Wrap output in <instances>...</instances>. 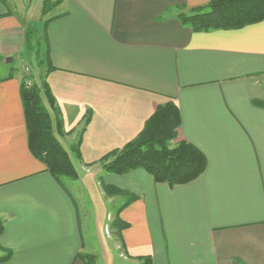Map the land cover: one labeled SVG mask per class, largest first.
Here are the masks:
<instances>
[{"label":"crops","instance_id":"1","mask_svg":"<svg viewBox=\"0 0 264 264\" xmlns=\"http://www.w3.org/2000/svg\"><path fill=\"white\" fill-rule=\"evenodd\" d=\"M210 2L0 0V264H264V20L206 32L179 21ZM35 58L52 68L70 185L29 149L21 83ZM170 102L173 146L197 148L206 171L173 188L142 169L106 172Z\"/></svg>","mask_w":264,"mask_h":264},{"label":"trees","instance_id":"2","mask_svg":"<svg viewBox=\"0 0 264 264\" xmlns=\"http://www.w3.org/2000/svg\"><path fill=\"white\" fill-rule=\"evenodd\" d=\"M49 3L47 1L45 5L48 7ZM178 19L183 25H190L194 31L240 29L264 20V0H211L208 6L181 13ZM47 64L48 72L52 68L48 62ZM47 72L39 83H32L27 76L21 83L29 149L57 182L60 183L64 178L77 180L79 176L71 157L55 136V131L62 134L63 121L46 81ZM44 99L56 117L55 125ZM259 105L264 106V103ZM180 126L181 114L174 103L159 107L136 139L103 159L105 171L114 175H126L142 169L156 183H165L171 188L197 180L206 171L207 159L187 142L173 146ZM75 155L81 158L79 148H75ZM129 197L130 202L135 199L132 195ZM2 233L3 226L0 222V236ZM9 258L10 253L0 258V263ZM146 261L149 262L147 259Z\"/></svg>","mask_w":264,"mask_h":264},{"label":"rangeland","instance_id":"3","mask_svg":"<svg viewBox=\"0 0 264 264\" xmlns=\"http://www.w3.org/2000/svg\"><path fill=\"white\" fill-rule=\"evenodd\" d=\"M26 62H28L27 65H26V67H25V74H27L26 76L31 79V82L32 83H39L40 82L39 81L40 78L44 75V72H45L44 65H43L44 63H42V65H41V63L39 62V59H36V58H35V61L34 62H29V61H26ZM4 70H6V67H4V69H1V71H4ZM57 134L61 135L60 133H57ZM55 136L57 138V135L56 134H55ZM57 140H58V138H57ZM62 181H64L66 183V185H70V182L72 180L71 179H68V178H64V179H61V182ZM112 224H114V226H116L115 225L116 224V221H113ZM106 230H107V233H108V230H109V232L112 234V240H113L112 243L114 245H116V244L120 245L119 244L120 243V239H118L116 237V235H115L116 232L114 231V229L113 228H110V226H108L106 228ZM120 247H121V245H120ZM119 252L121 253V255L124 253L122 249H119ZM1 254L2 253H0V257L3 256V254L2 255ZM121 259H123V258L121 257Z\"/></svg>","mask_w":264,"mask_h":264}]
</instances>
